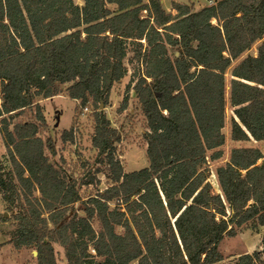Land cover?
Returning <instances> with one entry per match:
<instances>
[{
    "label": "trees",
    "instance_id": "trees-1",
    "mask_svg": "<svg viewBox=\"0 0 264 264\" xmlns=\"http://www.w3.org/2000/svg\"><path fill=\"white\" fill-rule=\"evenodd\" d=\"M82 2L0 0V133L15 152L9 166L0 161V197L16 222L9 242L32 249L38 264L60 263L54 247L65 264H220L224 238L264 228V150H231L215 171L222 196L202 170L223 156L226 101L231 142H264V0H218L199 11L174 3L175 15L160 0ZM256 44V56L243 58ZM127 46L138 68L118 113L133 92L148 160L131 173L116 157L117 131L97 112L127 75ZM62 95L92 108L95 164L110 182L86 203L52 163L55 140L38 136L48 127L36 100ZM26 113L34 119L18 120ZM61 139L72 141V130ZM232 264L264 259L254 252Z\"/></svg>",
    "mask_w": 264,
    "mask_h": 264
},
{
    "label": "rangeland",
    "instance_id": "rangeland-1",
    "mask_svg": "<svg viewBox=\"0 0 264 264\" xmlns=\"http://www.w3.org/2000/svg\"><path fill=\"white\" fill-rule=\"evenodd\" d=\"M78 6H82V0H73ZM146 1V0H144ZM161 6L167 13L175 15L172 11V5L180 4L186 6H192L194 11H199L204 7L210 6L218 0H160ZM145 15V14H143ZM215 24V23H214ZM263 43V42H261ZM259 43V44H261ZM256 44L252 50L246 53V56H256ZM173 52L170 51V56ZM133 52L131 46H127V56L124 61V65L127 68V75L118 84H114L107 102H99L97 112H101L105 115L106 119L110 122L111 127L115 129L120 137V141L115 144L116 157L121 162L125 172L131 173L145 169L148 166V160L146 156L147 144L143 139V135L147 132L146 122L141 113L137 110V104L135 101L134 93H130V101L128 108L122 114L118 113V109L121 105L122 98L124 96L125 87L129 82V79L137 67L135 62H132ZM235 66V64L233 65ZM230 70H227L226 78V98L229 97L231 92L227 82L229 79ZM259 102H261L259 100ZM36 103L42 108V113L45 119V123L48 127L46 133L42 130L39 133V137L45 140L47 137H52L55 140L56 157L52 159L54 165L64 171V174L68 177H72L77 181L80 188L79 195L81 203H86L89 199L95 197L98 192H102L110 186V182L107 179V169L104 166H96L95 160L97 157V151L92 147V136L94 133V120L93 111L90 106L87 109H80L79 102L72 101L65 97V95L52 98L50 100H36ZM226 124L222 133L225 136V145L222 147L223 156L219 161L208 162L206 166L202 168L205 171V177L207 182L211 186V193L213 195H221L220 188L218 186L216 169L223 166L229 159V155L234 148H254L264 150V142L256 143L253 141L246 143H234L230 140V118L231 110L228 107L226 101V107L224 108ZM34 113V112H33ZM26 113L18 120L27 121L33 120L34 114ZM58 119V120H57ZM57 123V127H55ZM72 130V141H62L61 136L64 132ZM24 149V145L20 146ZM210 153L206 155L208 159ZM15 157V152H7L2 135L0 133V161L9 166L10 159ZM20 165L26 168L25 163L17 158ZM94 170H99L98 174H95V180L91 186H82V183H86L93 177ZM38 197V193H35ZM81 204H76V209L81 208ZM114 204L111 205L113 207ZM81 217L83 214L78 213ZM3 216V217H2ZM3 218V219H2ZM16 222L13 219V214L6 210L5 204L0 197V264H38L36 256L32 249L17 250L9 242L12 232L15 230ZM237 237L233 239H224L218 246V251L222 256L223 261L220 264H232L235 259L242 255L253 254L254 252H260L262 259H264V247L261 244V238L263 237L264 230L259 228L258 232L250 230L249 226L242 227L235 230ZM247 247V248H245ZM60 258L59 264H65V260L62 257V251L58 247H54ZM93 253L92 251H90Z\"/></svg>",
    "mask_w": 264,
    "mask_h": 264
},
{
    "label": "crops",
    "instance_id": "crops-1",
    "mask_svg": "<svg viewBox=\"0 0 264 264\" xmlns=\"http://www.w3.org/2000/svg\"><path fill=\"white\" fill-rule=\"evenodd\" d=\"M173 11V10H172ZM175 12V11H174ZM263 230H264V228H262ZM237 235H238V233H237ZM237 235H236V237H237ZM264 235V234H263ZM224 239H233V238H224ZM221 244V243H220ZM245 248H247V247H245Z\"/></svg>",
    "mask_w": 264,
    "mask_h": 264
},
{
    "label": "water",
    "instance_id": "water-1",
    "mask_svg": "<svg viewBox=\"0 0 264 264\" xmlns=\"http://www.w3.org/2000/svg\"><path fill=\"white\" fill-rule=\"evenodd\" d=\"M57 120H58V119H57ZM55 127H57V123H56ZM34 255L36 256V253H34Z\"/></svg>",
    "mask_w": 264,
    "mask_h": 264
}]
</instances>
